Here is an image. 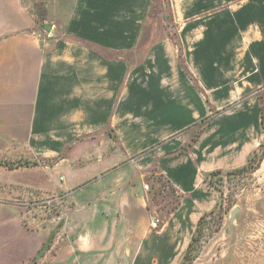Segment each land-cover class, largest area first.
Segmentation results:
<instances>
[{"label": "crops", "instance_id": "0c3cea01", "mask_svg": "<svg viewBox=\"0 0 264 264\" xmlns=\"http://www.w3.org/2000/svg\"><path fill=\"white\" fill-rule=\"evenodd\" d=\"M153 2L71 0L40 32L23 0H0V159L40 162L22 170L64 200L36 264H180L218 201L204 177L264 143V0H169L161 36ZM153 172L178 199L157 229ZM239 244L229 264H264V240Z\"/></svg>", "mask_w": 264, "mask_h": 264}, {"label": "rangeland", "instance_id": "374dc122", "mask_svg": "<svg viewBox=\"0 0 264 264\" xmlns=\"http://www.w3.org/2000/svg\"><path fill=\"white\" fill-rule=\"evenodd\" d=\"M70 3L71 0H23L40 32L45 31L43 25L62 19ZM169 14V0H155L147 27L160 36L173 33L174 29L166 22ZM259 150L263 151L264 146ZM31 171L0 167V264L38 263L41 251L49 248L60 232L63 194L49 189L50 184L46 183L50 177H44L38 172L40 170ZM254 173L224 177L219 183V206L213 217L205 221L198 256L192 264H229L227 257L231 255L232 247L239 246L241 241L264 240V182H260ZM54 175L51 177L52 186L59 183L58 176L54 178ZM149 178L151 181H146L149 193L147 203L153 219H162L178 199L160 175L153 172ZM234 208L239 211L231 224L230 214ZM49 234L45 244L48 247L41 248L38 255H29L27 242L38 247Z\"/></svg>", "mask_w": 264, "mask_h": 264}, {"label": "trees", "instance_id": "16d2710c", "mask_svg": "<svg viewBox=\"0 0 264 264\" xmlns=\"http://www.w3.org/2000/svg\"><path fill=\"white\" fill-rule=\"evenodd\" d=\"M260 101H261V116L264 121V96L260 97ZM263 146L264 144H261L259 149L261 147L263 148ZM259 149L252 155L248 163L240 169L229 171V172L214 171V172L207 174L204 177V181L209 187V189H211L212 191L216 193L218 192L220 194V190L218 189L217 186L219 185V183H221L224 177L229 178L232 176H242V175L252 174L255 171H257L264 157V150L260 152ZM39 165H40V162L36 160L26 159V158L10 160V161L0 160V167H4L8 170L32 168V167H36ZM218 206H219V203L216 204L215 208L211 212L203 215L199 219L197 226H196V230L191 238V241L186 249V252L180 264H192V262L197 258L198 252H199V244L201 242L205 221L207 220V218L213 217ZM175 208H176V205L173 207L172 210H174ZM49 243L50 241L48 242V244ZM44 247H48V245H45Z\"/></svg>", "mask_w": 264, "mask_h": 264}, {"label": "water", "instance_id": "95a60500", "mask_svg": "<svg viewBox=\"0 0 264 264\" xmlns=\"http://www.w3.org/2000/svg\"><path fill=\"white\" fill-rule=\"evenodd\" d=\"M42 28L49 32L51 30V26L50 25H43ZM239 209L238 208H234L232 209L231 211V214H230V223L233 224V221H234V218H235V215L238 213Z\"/></svg>", "mask_w": 264, "mask_h": 264}, {"label": "built area", "instance_id": "2783aa9c", "mask_svg": "<svg viewBox=\"0 0 264 264\" xmlns=\"http://www.w3.org/2000/svg\"><path fill=\"white\" fill-rule=\"evenodd\" d=\"M148 187L147 186H144V189H147ZM158 223H159V220L158 219H154L152 222H151V228L152 229H157L158 227Z\"/></svg>", "mask_w": 264, "mask_h": 264}]
</instances>
